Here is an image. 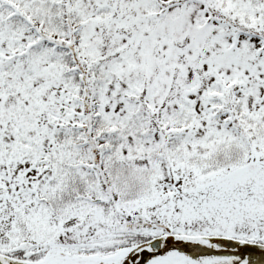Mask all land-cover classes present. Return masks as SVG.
<instances>
[{
    "label": "snow or ice",
    "instance_id": "obj_1",
    "mask_svg": "<svg viewBox=\"0 0 264 264\" xmlns=\"http://www.w3.org/2000/svg\"><path fill=\"white\" fill-rule=\"evenodd\" d=\"M0 264H264V0H0Z\"/></svg>",
    "mask_w": 264,
    "mask_h": 264
}]
</instances>
